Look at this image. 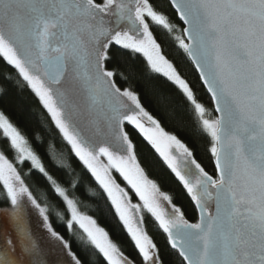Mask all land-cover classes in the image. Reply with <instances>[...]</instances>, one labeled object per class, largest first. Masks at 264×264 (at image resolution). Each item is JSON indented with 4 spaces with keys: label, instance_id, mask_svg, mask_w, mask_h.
I'll use <instances>...</instances> for the list:
<instances>
[{
    "label": "snow or ice",
    "instance_id": "obj_1",
    "mask_svg": "<svg viewBox=\"0 0 264 264\" xmlns=\"http://www.w3.org/2000/svg\"><path fill=\"white\" fill-rule=\"evenodd\" d=\"M166 6L170 13L157 0H0V58L38 97L136 250L125 254L96 218L79 210L0 110V138L15 154L0 150V186L9 206L7 224L0 225V264H84L17 165L44 177L67 212L65 229L77 227L106 264H264V0H167ZM171 13L182 29L170 22ZM154 25L177 33L175 42L209 94L214 118H208L186 68L163 51ZM135 54L191 106L208 138L214 171L145 108L135 87L141 79ZM153 95L162 105L170 103L156 89ZM164 115L183 127L174 110ZM134 133L182 186L195 222L150 177ZM24 201L47 237L32 227ZM146 217L166 246L155 242Z\"/></svg>",
    "mask_w": 264,
    "mask_h": 264
},
{
    "label": "trees",
    "instance_id": "obj_2",
    "mask_svg": "<svg viewBox=\"0 0 264 264\" xmlns=\"http://www.w3.org/2000/svg\"><path fill=\"white\" fill-rule=\"evenodd\" d=\"M157 3L162 11L167 13L171 12L166 6L167 0H157ZM169 19L174 25L181 29L183 28L182 23L174 13L170 14ZM153 31L168 58L178 66L186 68L185 75L194 82L198 99L205 104L211 116L215 117L216 114L206 89L199 80L194 67L175 42L174 36L177 33H169L161 26L155 25L153 26ZM134 59L136 60V67L141 74V79L135 82V87L140 93L141 101L145 108L153 116L161 120L162 126L167 131L177 134L190 147H193L197 159L206 166V170L210 172L214 171V165L207 151L208 138L203 133L202 126L199 124V118L195 115L191 106L186 103L185 98L170 82L160 76H153L146 66V62L138 54L134 55ZM0 88L4 89V92L0 93V110L29 139L32 146L42 157L48 171L66 187L72 199L77 196L82 197V204L90 199L86 193L85 182L96 187L100 194L99 199L94 201V210L87 214L96 218L98 223L109 231L113 242L125 254L134 255L136 251L134 244L131 242L130 237H128L122 225L118 222V217L115 215L114 209L111 207L102 189H100L91 175L74 158L70 146L63 141L59 131L55 128L51 118L39 102L38 97L35 96L26 82L19 76L18 72L2 58H0ZM154 89L165 96H169L170 103L166 106L162 105L158 97L153 95ZM167 109L174 110L176 116L183 122L181 129H177L174 122L166 120L164 113ZM36 133L40 134L43 142H38ZM132 138L137 144V151L150 177L157 179L161 183L163 190L177 198V202L183 207L186 216L195 222L197 213L190 200L183 193L182 186L179 185L178 181L170 173V170L167 169L166 165L158 157V154L155 153L154 149L146 141L135 133ZM50 140L55 142L60 152L67 154L70 158L72 168L77 170L81 175L78 176L71 168L65 169L63 166H59L63 163L60 157H57L54 162V159L48 151ZM0 150H3L10 157H14L15 155L9 147V143L2 138H0ZM19 169L34 195L48 209L56 230L71 242L73 251L81 256L84 264H106L103 257L88 243L86 236L77 227L74 226L71 233L65 229V222L68 219L67 212L60 201L53 196L51 188L44 177L32 171L27 165H21ZM116 175L118 182H121V178L118 177V174ZM134 202L139 201L134 197ZM86 206L92 207L91 205ZM6 207H8L6 192L0 186V210ZM82 210L87 211L86 209ZM145 227L154 237L158 245L166 246L164 235L160 232L158 226L150 219H147V217Z\"/></svg>",
    "mask_w": 264,
    "mask_h": 264
},
{
    "label": "clouds",
    "instance_id": "obj_3",
    "mask_svg": "<svg viewBox=\"0 0 264 264\" xmlns=\"http://www.w3.org/2000/svg\"><path fill=\"white\" fill-rule=\"evenodd\" d=\"M36 137H37L38 142H43V138L40 136L39 133H36ZM48 151H49L50 156L54 159V162L57 157L62 158L63 163L60 164L59 166H63L65 169L71 168L73 171L77 173L78 176L81 175L77 170L72 168L70 158L67 156V154L60 152V150L56 147L55 142L52 140L49 141ZM85 187H86V193L90 199L88 201H85L83 204L81 203V201L83 200L82 197L77 196L73 198V200L75 201L79 210L83 212L84 214H87L88 212L94 210V201L99 199L100 194L97 191L96 187L88 184L87 182H85ZM86 205H91L92 207H88ZM82 209H86L87 211H84Z\"/></svg>",
    "mask_w": 264,
    "mask_h": 264
},
{
    "label": "rangeland",
    "instance_id": "obj_4",
    "mask_svg": "<svg viewBox=\"0 0 264 264\" xmlns=\"http://www.w3.org/2000/svg\"><path fill=\"white\" fill-rule=\"evenodd\" d=\"M208 118H214L211 116L210 112L208 111ZM21 165H17V167L19 168ZM20 170V169H19ZM21 171V170H20ZM22 174V173H21ZM24 203L26 204L27 210L29 212V218H30V222L31 225L34 229H36L40 234L44 235L45 237H47V233L46 230L43 228L42 226V222L38 216V214L36 213V211L34 209H32L30 207V205H27V202L24 201ZM9 207V206H8ZM8 207H6L3 210H0V225H6L7 224V220L6 217L8 215Z\"/></svg>",
    "mask_w": 264,
    "mask_h": 264
},
{
    "label": "water",
    "instance_id": "obj_5",
    "mask_svg": "<svg viewBox=\"0 0 264 264\" xmlns=\"http://www.w3.org/2000/svg\"><path fill=\"white\" fill-rule=\"evenodd\" d=\"M177 18H178V16H177ZM178 20H179V18H178ZM180 21V20H179ZM181 22V21H180ZM182 23V22H181ZM182 25H183V23H182ZM183 27H184V25H183ZM202 83V82H201ZM203 85V84H202ZM209 95V94H208Z\"/></svg>",
    "mask_w": 264,
    "mask_h": 264
}]
</instances>
